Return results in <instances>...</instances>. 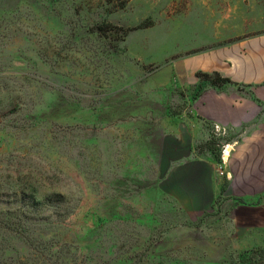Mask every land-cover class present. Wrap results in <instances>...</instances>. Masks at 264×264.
I'll return each instance as SVG.
<instances>
[{
  "label": "rangeland",
  "instance_id": "1",
  "mask_svg": "<svg viewBox=\"0 0 264 264\" xmlns=\"http://www.w3.org/2000/svg\"><path fill=\"white\" fill-rule=\"evenodd\" d=\"M262 36L264 0H0V264H264V195L241 235L246 186L216 176L184 214L156 164L171 128L198 124L214 168L237 147L199 101Z\"/></svg>",
  "mask_w": 264,
  "mask_h": 264
},
{
  "label": "crops",
  "instance_id": "2",
  "mask_svg": "<svg viewBox=\"0 0 264 264\" xmlns=\"http://www.w3.org/2000/svg\"><path fill=\"white\" fill-rule=\"evenodd\" d=\"M245 48L234 50L226 59L230 65L224 67L223 73L230 80L228 86L199 101L203 121L225 128V134L234 132L239 136V141L233 142L237 147L233 150L230 146L225 179L230 186H246L239 194H229L231 200L239 201L232 218L241 235L247 233L252 218L247 211L248 201L264 195V36L247 43ZM206 139L207 134L198 124L171 128L160 138L157 188L184 214L211 211L220 193L214 159L207 152L195 151L197 142L205 143ZM254 153L260 155L256 154V159L249 162ZM250 185L257 186V190L253 193L247 190ZM258 207L254 208L255 217L262 231L264 206L261 210Z\"/></svg>",
  "mask_w": 264,
  "mask_h": 264
},
{
  "label": "built area",
  "instance_id": "3",
  "mask_svg": "<svg viewBox=\"0 0 264 264\" xmlns=\"http://www.w3.org/2000/svg\"><path fill=\"white\" fill-rule=\"evenodd\" d=\"M213 129L216 134L224 135L226 132V129L218 126L216 124H213ZM231 152V147L229 144H226L223 146L222 151H221V157H220V162L217 164V167L215 169V174L216 176L222 178L225 177V165L228 162L229 156Z\"/></svg>",
  "mask_w": 264,
  "mask_h": 264
},
{
  "label": "trees",
  "instance_id": "4",
  "mask_svg": "<svg viewBox=\"0 0 264 264\" xmlns=\"http://www.w3.org/2000/svg\"><path fill=\"white\" fill-rule=\"evenodd\" d=\"M215 77H216L217 79H219V81H220L221 83H229V80L226 79V78H219L218 75H216ZM210 145H211L210 142H208V143L204 144V148H206V150H210V149H211Z\"/></svg>",
  "mask_w": 264,
  "mask_h": 264
}]
</instances>
